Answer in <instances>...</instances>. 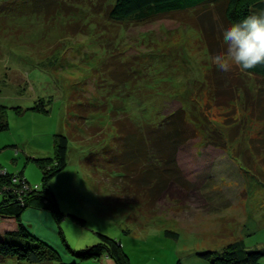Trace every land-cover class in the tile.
I'll return each mask as SVG.
<instances>
[{"label":"rangeland","instance_id":"obj_1","mask_svg":"<svg viewBox=\"0 0 264 264\" xmlns=\"http://www.w3.org/2000/svg\"><path fill=\"white\" fill-rule=\"evenodd\" d=\"M36 1L22 8L24 0H0V171L21 174L36 188L44 177L37 160L55 158V136H68L70 147L67 167L47 185L63 220L29 208L21 217L29 232L57 250L62 264H100L76 256L100 245L101 236L120 242L130 264H209L199 254L220 255L236 241L264 249V121L250 117V98L264 79L239 68L224 73L230 86L248 90L229 94L234 102L227 105L209 102L205 87L213 63L205 36L216 52L225 47V9L140 25L113 21L108 0ZM246 2L255 1L240 7ZM98 74L108 78L105 102L91 96L98 94ZM175 112L179 119L165 125ZM175 124L185 127L186 138ZM117 133L130 135L132 145H151L144 153L151 163L175 148L166 172L173 176L177 168L186 184L171 183L150 212L134 205L138 197L125 187L141 178L138 149L109 162Z\"/></svg>","mask_w":264,"mask_h":264},{"label":"trees","instance_id":"obj_2","mask_svg":"<svg viewBox=\"0 0 264 264\" xmlns=\"http://www.w3.org/2000/svg\"><path fill=\"white\" fill-rule=\"evenodd\" d=\"M245 1L249 0H108V8L109 17L113 21L122 22L130 20L131 22L140 25L190 11L197 13L200 19L202 13L204 16L207 12H212L214 8H223L225 9L223 17L227 26L231 23L239 22L248 15H252V10L255 14L264 12V0H254L255 2L250 7L246 2L243 4L244 7H240ZM36 2V0H24V3L26 4L23 5L22 8H25L27 5L32 6L33 4H36ZM13 9L21 10L17 7H13ZM194 20L196 19L194 18ZM202 30H204L203 27ZM199 31L201 34V40H203L202 31ZM204 35H206V33H204ZM210 37L209 35L205 36V40L210 43H207L206 46L209 47L208 52L211 55H214L217 49L214 45V41H211L212 37ZM221 42L222 41L220 40V44ZM227 72L220 70L214 62L211 63L205 74L206 91L210 89L208 94L209 102L213 103L217 100H223V104L220 105H227L231 102L229 94L235 93L238 94V96H241L239 95V92L243 90L244 94L247 95L248 90L243 89L240 86V83L238 86H230L228 84L230 78L226 75ZM247 72L264 79V64H259L254 68L247 70ZM213 74H215V76ZM132 75L133 74H131V77ZM107 79V76H100V74H98L97 78H93V81L96 82L98 92V94L95 93L91 95L95 101L105 102L103 92L105 91L104 87L106 86ZM212 79L213 81H216L215 86H210V80ZM130 80L131 79H127V81ZM72 98H74L73 100L76 99V93H73ZM76 100H79L80 103V99ZM233 102H231V104ZM250 102V117L264 121V86L257 91V94L252 99L250 98ZM89 103L88 105L91 106ZM111 104L113 107L115 106V110L118 112L120 111L118 110V108L121 109L120 106L117 107L116 104ZM91 107L94 109L95 106L93 105ZM77 109L78 107H76V110ZM128 116L130 117V114ZM170 118L177 119L178 112L165 116L162 122L167 125L169 124ZM113 123L114 122H112L114 130L119 129L120 132H124L123 126H119L120 123L117 125L118 128L116 124L114 125ZM182 125H184V123ZM7 127L8 124H5L3 128L5 129ZM174 129L178 136L186 138L185 131L187 130L184 126L180 128L178 124H175ZM126 130L128 131V128L125 127V131ZM214 132L213 135L216 136L215 138H219L220 134L216 131ZM117 134L119 137H114L113 139V141L115 140L118 143L117 149L115 147V149L111 151L110 155H112V158L109 162H112L113 159L116 160L119 157L120 152L124 153V150L126 149H131L133 152H135L134 149H138L136 150V153L139 156V164L135 166L134 162H131L127 165V168L129 170L130 167L133 168V165L135 168H139L138 171H140V173H138L137 177L141 178L135 179L129 183L130 186L125 187V193L127 195H133L135 198L138 197V200L136 199L134 205H138L142 210L144 209L146 212H150V207L157 206L161 197L168 194L167 189L171 183H175L178 186L186 184L185 181L181 179L180 172H178L177 168L175 171L176 174L173 176L168 175L166 172V167L173 165L174 163L173 153L175 148L172 149L171 155L168 153L167 160L163 157L164 161L161 160L158 162L157 160L151 163L149 158L147 160V157L144 154L145 152L149 153L151 145H147L145 141H143V144L132 145L129 143L133 142L129 140L130 135H126V139L123 134ZM171 138L172 137H165L164 141L171 140ZM213 138L214 137H211V139ZM164 141L163 145L165 147L166 143H164ZM154 145L157 147L156 144ZM54 146L55 158L53 160H37L40 163L44 174L43 186L40 185L34 188L23 175L18 174L16 176L9 174L8 172L1 173L0 171V193L3 195V200L0 202V264L3 263L5 259L10 258L29 264H42L49 261H55L62 264L58 251L47 243L37 239L35 235H32L21 218L22 214L27 209L33 208L34 210L51 211L58 224L63 220L64 215L60 212L54 195L47 185L51 178L61 173L68 165V151L70 147L68 136L65 134H57L54 138ZM257 152L258 150L256 153ZM153 154L154 152L151 155ZM156 162L158 163L156 164ZM165 163H167V165H164ZM117 165L119 168L122 166V164ZM30 192L31 195L29 194L26 198H23V193L26 194ZM152 211L155 210L152 209ZM165 235L170 238L179 237L178 233L171 231H166ZM100 240V245L87 248L82 253L77 254L76 257L82 261H88L94 259L98 260L106 255L112 259L115 264H130L128 256L123 251L120 242L104 236H101ZM199 255L209 260V264H260V261L264 258V249L248 250L243 241H236L220 255H217L214 252H206Z\"/></svg>","mask_w":264,"mask_h":264},{"label":"clouds","instance_id":"obj_3","mask_svg":"<svg viewBox=\"0 0 264 264\" xmlns=\"http://www.w3.org/2000/svg\"><path fill=\"white\" fill-rule=\"evenodd\" d=\"M225 47L212 59L222 71H247L264 64V12L248 15L223 28Z\"/></svg>","mask_w":264,"mask_h":264},{"label":"crops","instance_id":"obj_4","mask_svg":"<svg viewBox=\"0 0 264 264\" xmlns=\"http://www.w3.org/2000/svg\"><path fill=\"white\" fill-rule=\"evenodd\" d=\"M100 264H115V262L106 255L97 260Z\"/></svg>","mask_w":264,"mask_h":264}]
</instances>
